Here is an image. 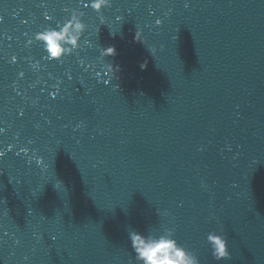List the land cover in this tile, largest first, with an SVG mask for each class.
<instances>
[{"label":"water","instance_id":"1","mask_svg":"<svg viewBox=\"0 0 264 264\" xmlns=\"http://www.w3.org/2000/svg\"><path fill=\"white\" fill-rule=\"evenodd\" d=\"M0 264H264V0H0Z\"/></svg>","mask_w":264,"mask_h":264}]
</instances>
